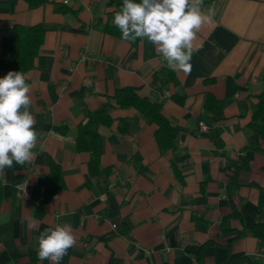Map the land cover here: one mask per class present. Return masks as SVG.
Returning a JSON list of instances; mask_svg holds the SVG:
<instances>
[{
	"label": "crops",
	"instance_id": "1",
	"mask_svg": "<svg viewBox=\"0 0 264 264\" xmlns=\"http://www.w3.org/2000/svg\"><path fill=\"white\" fill-rule=\"evenodd\" d=\"M108 1L49 0L32 10L0 0V59L15 25L47 29L45 65L27 74L35 156L0 175V264H50L32 260L37 238L64 223L77 243L60 264H264V244L246 229L264 224V140L248 149L252 106L264 89V0L204 6L216 15L197 34L191 74L174 72L178 85L158 86L166 61L148 41L133 48L104 32ZM121 88L162 105L175 148L162 154L149 118L115 108L112 126L100 128L103 172L94 177L91 155L76 151L77 128ZM122 119L130 122L124 134ZM49 160L64 172L66 188L56 193ZM234 177L240 187L230 199Z\"/></svg>",
	"mask_w": 264,
	"mask_h": 264
},
{
	"label": "clouds",
	"instance_id": "2",
	"mask_svg": "<svg viewBox=\"0 0 264 264\" xmlns=\"http://www.w3.org/2000/svg\"><path fill=\"white\" fill-rule=\"evenodd\" d=\"M204 0H123L113 24L121 40H147L155 46L173 72L191 74L194 42L202 26L211 24L215 7L204 8ZM22 72L9 71L0 78V175L13 163H32L38 143L31 112V86ZM37 259L60 264L77 240L70 223L45 230L37 238Z\"/></svg>",
	"mask_w": 264,
	"mask_h": 264
},
{
	"label": "trees",
	"instance_id": "3",
	"mask_svg": "<svg viewBox=\"0 0 264 264\" xmlns=\"http://www.w3.org/2000/svg\"><path fill=\"white\" fill-rule=\"evenodd\" d=\"M12 4H16L20 0H9ZM32 10L38 9L49 2V0H23ZM218 0H204V5L211 4ZM139 2V0H134ZM123 0H109L107 6L112 8L113 11L108 14L107 21L104 24V32L107 35L115 37L121 40L122 33L113 24L114 15L122 7ZM54 10L57 13H66L69 11L65 6L54 5ZM47 29L44 25L36 26H23L15 25L12 29L11 35L5 39L2 46V55L0 59V70L5 72L14 71L22 72L26 76L27 74L45 65V59L41 56L40 50L44 44ZM147 40L143 41L146 42ZM141 41L137 40L135 43H129L133 48L137 47ZM38 62V64H37ZM28 82V80H27ZM29 83V82H28ZM174 83L178 85V79L175 73L169 68L162 69L154 76L153 85L158 86ZM213 100V99H212ZM216 100H213V104L208 105V109L214 108ZM115 108L122 110L135 109L149 118L150 122L157 126L156 141L159 146L160 152L166 154L170 150L175 148L174 145V127L169 119L163 113V107L161 104L153 102L147 97L139 95L138 91L133 88H121L118 89L113 96L107 98V102L104 103L99 109L85 113L84 120L77 128L76 135V151L87 152L91 155L89 162V171L92 176L100 175L103 170L100 163V128L105 126H112L114 119L111 112ZM129 120L122 119L119 122V131L124 134L129 127ZM249 129L252 132V143L249 150L259 151L261 149V141L264 140V89L258 95V103L252 106V120L249 124ZM66 132V129L63 130ZM213 137V140L217 142ZM218 143V142H217ZM219 144V143H218ZM220 145V144H219ZM242 168L248 169V163L243 160ZM22 165L16 164V168H20ZM50 167V187L53 193L66 188L64 181V172L60 165L53 160H49ZM109 174L110 170H104ZM240 187L237 177H234L227 187V193L231 199L234 190ZM260 206L264 207V189H261L260 194ZM235 216H239L236 214ZM246 229L264 244V224H257L253 226H247ZM215 243L209 242L203 246L202 251L208 247L213 246ZM32 255V260H36ZM200 260V258H199Z\"/></svg>",
	"mask_w": 264,
	"mask_h": 264
},
{
	"label": "built area",
	"instance_id": "4",
	"mask_svg": "<svg viewBox=\"0 0 264 264\" xmlns=\"http://www.w3.org/2000/svg\"><path fill=\"white\" fill-rule=\"evenodd\" d=\"M66 4H68V1L65 2ZM203 129H206V127L204 125H202ZM262 256H264V253L262 254Z\"/></svg>",
	"mask_w": 264,
	"mask_h": 264
}]
</instances>
